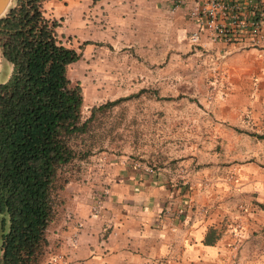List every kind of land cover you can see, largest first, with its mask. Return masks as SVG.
<instances>
[{
	"label": "crops",
	"instance_id": "crops-1",
	"mask_svg": "<svg viewBox=\"0 0 264 264\" xmlns=\"http://www.w3.org/2000/svg\"><path fill=\"white\" fill-rule=\"evenodd\" d=\"M188 3L174 7L172 0L41 1L44 14L59 23L60 37L88 42L86 49L130 39L139 43L148 35L144 29H169L170 37L190 41L196 26L186 13ZM199 42L209 49L227 48L229 58L257 53L212 43L204 36ZM257 73L236 70L229 76L253 82ZM237 82L231 79L223 92L226 109L251 103L252 94L239 97ZM257 140L262 141L258 145L264 142ZM239 154L190 155L159 167L125 155L92 156L93 163L78 167L75 178L60 190L38 264H264V154L255 152V158L246 161ZM98 196L102 206L94 214ZM78 221L83 224L79 230Z\"/></svg>",
	"mask_w": 264,
	"mask_h": 264
},
{
	"label": "rangeland",
	"instance_id": "rangeland-1",
	"mask_svg": "<svg viewBox=\"0 0 264 264\" xmlns=\"http://www.w3.org/2000/svg\"><path fill=\"white\" fill-rule=\"evenodd\" d=\"M142 31L148 35L139 43L130 39L87 49L84 42L61 37L62 43L82 53L68 73L82 88L83 117L93 106L119 101L99 115L87 139L95 142L91 154L65 166L60 182L75 178L77 168L91 165L98 153L130 156L154 167L184 156L207 158L213 152L235 150L242 161L253 160L255 152L264 154V142L258 145L262 141L254 135L264 133V47L244 48L257 52L254 56L229 58L227 48L209 49L191 38L170 37L169 29ZM255 68L259 76L254 83L229 76ZM10 71V64L0 61V81ZM231 79L238 81L239 97L252 94L246 107L232 110L221 104ZM256 88L261 92L255 93Z\"/></svg>",
	"mask_w": 264,
	"mask_h": 264
},
{
	"label": "trees",
	"instance_id": "trees-1",
	"mask_svg": "<svg viewBox=\"0 0 264 264\" xmlns=\"http://www.w3.org/2000/svg\"><path fill=\"white\" fill-rule=\"evenodd\" d=\"M41 1L12 0L0 17V61L11 66L0 81V264L39 263L62 170L91 154L99 115L119 101L83 117L82 88L68 73L82 53L62 43Z\"/></svg>",
	"mask_w": 264,
	"mask_h": 264
},
{
	"label": "built area",
	"instance_id": "built-area-1",
	"mask_svg": "<svg viewBox=\"0 0 264 264\" xmlns=\"http://www.w3.org/2000/svg\"><path fill=\"white\" fill-rule=\"evenodd\" d=\"M186 2H189L186 13L196 26L193 41L198 42L204 36L209 42L243 49L264 47V0H172V5L178 7ZM101 197L95 200L94 214L102 206ZM82 225L78 221L77 230ZM71 243L76 244V235ZM57 258L52 262L58 261Z\"/></svg>",
	"mask_w": 264,
	"mask_h": 264
},
{
	"label": "water",
	"instance_id": "water-1",
	"mask_svg": "<svg viewBox=\"0 0 264 264\" xmlns=\"http://www.w3.org/2000/svg\"><path fill=\"white\" fill-rule=\"evenodd\" d=\"M12 0H0V17L5 14Z\"/></svg>",
	"mask_w": 264,
	"mask_h": 264
}]
</instances>
